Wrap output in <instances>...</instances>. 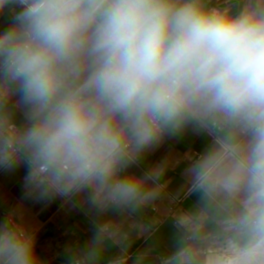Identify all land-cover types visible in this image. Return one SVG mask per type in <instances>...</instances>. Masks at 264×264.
<instances>
[{
	"label": "clouds",
	"instance_id": "clouds-1",
	"mask_svg": "<svg viewBox=\"0 0 264 264\" xmlns=\"http://www.w3.org/2000/svg\"><path fill=\"white\" fill-rule=\"evenodd\" d=\"M8 13L0 169L23 166L29 198L86 206L67 264H264V0H0ZM190 129L209 140L170 244L133 253L151 237L117 218L151 206L166 172L129 169ZM0 264H47L12 211Z\"/></svg>",
	"mask_w": 264,
	"mask_h": 264
},
{
	"label": "crops",
	"instance_id": "crops-1",
	"mask_svg": "<svg viewBox=\"0 0 264 264\" xmlns=\"http://www.w3.org/2000/svg\"><path fill=\"white\" fill-rule=\"evenodd\" d=\"M11 13H8L0 27H8ZM209 138L206 134L188 130L180 136H165L147 155L129 169L139 174L153 167L166 172L164 182L158 189V199L143 209L139 215L119 217L125 227L138 224L148 239L136 240L132 251L136 253L155 242L157 251L167 250L170 244L171 221L181 204H185L187 193L184 188V174L191 158L203 150ZM23 166L13 171L0 169V221L9 211L17 214L35 233L38 252L47 264H67L64 250L77 240L87 238L92 231L91 214L79 198L68 201L56 198L50 202L36 201L26 196L23 186ZM167 224V225H165ZM161 229L158 238L153 234ZM115 250H113V253Z\"/></svg>",
	"mask_w": 264,
	"mask_h": 264
}]
</instances>
